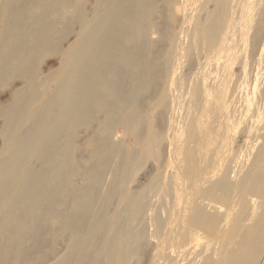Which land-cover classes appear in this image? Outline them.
I'll return each mask as SVG.
<instances>
[{
	"label": "bare ground",
	"instance_id": "obj_1",
	"mask_svg": "<svg viewBox=\"0 0 264 264\" xmlns=\"http://www.w3.org/2000/svg\"><path fill=\"white\" fill-rule=\"evenodd\" d=\"M15 1L0 0V59L4 56L15 58L24 46L22 40L25 26L19 23L21 17L18 12H13ZM125 1L127 0H99L96 10L100 18L90 20L85 12L84 0H61L59 9L65 15L64 26L55 28L50 19L56 10L51 8V4L44 0H23L26 6L31 5L29 11L35 15L41 34L37 32L39 35L36 34V45L25 50L24 56L17 59L13 71L5 65L6 61L4 64L1 61L0 80L7 81L13 74L29 77L36 66V61L33 62L36 55L61 52L58 39L65 31H70L73 20L79 22V31L73 43L62 52L63 67L55 76L59 86L64 82L69 85L67 90H60V97L69 102L61 109L58 118H52L45 128H40L33 122L30 125L32 128L18 134L17 130L22 129L19 126L24 121L16 123L17 107L9 106L4 109V124L8 132L17 128L9 136L5 157L15 155V142L19 141L25 147L16 155V165L9 168L4 177H0V264H21L24 259L31 258L33 251L31 248L26 250L27 239L32 240L35 250L41 249L40 237L43 231L41 234L38 224L44 218L56 224L61 223L64 233L71 241L68 254L55 264H94L88 259L92 257L95 260L100 253L97 240L106 239L102 236L103 221L109 210L110 197L115 191L123 192L127 165L137 158V150L142 148L152 154L157 135L161 134L158 132L159 128L154 129L149 123L144 132L145 143L141 144L145 125L141 122V128L127 130V134L134 139L136 148L124 151L117 136L113 135V126L116 123L126 126L132 118H136V114L145 111L141 107L144 94L159 87L161 74L165 77V82L157 90V103H161L169 94L176 95L173 101L177 108L172 107L175 110L168 120L164 117L159 120L165 130L164 141L168 143L173 159V171L163 180L166 197H169V214L166 216L162 211L165 215L162 212L161 215L166 216L164 219L158 211L154 217L158 257L169 250H177V253L189 248V253H194L205 238L201 236H223L224 227L221 228L220 225L225 219L224 215L217 208V211L213 208L210 212L208 207L211 208V203L206 202V198L226 206L230 210L227 216L233 214L235 218L234 225L228 232V244L240 232L243 227L241 222L247 216L251 198H246L243 202L242 194L264 196V171L252 168L253 163L264 159V142H261V139L264 141V127L263 134L257 127L260 122L264 123V60L258 70H255L252 62L253 47L259 43L258 40H264V27L257 19L264 7V0H259L257 8L254 7V0H184L180 5L178 0H166L170 15L180 10L184 16L178 30L168 27L165 29L163 37L168 39L169 50L163 56L160 55L162 52L159 46L148 40L150 17L156 11L155 0H133L134 7L130 10L124 7ZM21 12H24V8ZM103 19L107 22V28L99 33L102 25L100 21ZM121 26L124 28L122 35L118 34ZM14 27L18 28L17 35L7 45L5 29ZM203 46L206 52H202ZM198 51L203 53V57ZM187 54L191 63L197 66L192 83H187L184 75L182 78L180 76L181 80L175 78ZM132 56L130 62L125 59ZM200 57L204 59L202 63H199L202 61ZM162 58L165 66L163 73L158 68V61ZM189 61L186 62L190 63ZM120 62L123 64L122 71L116 67V63ZM105 69L108 76L105 75ZM185 94H189V97L181 100ZM136 107L139 110L134 109ZM91 109L100 113L102 119L97 120L93 116L95 113L91 115ZM33 117L31 112L26 121H32ZM91 126L96 127V135L90 141L91 144L87 145L90 146V158L76 161L72 155L76 149L77 129ZM67 128L70 129L66 135L67 142L59 153L56 150L59 148H56L59 140L55 143V139L61 133L64 135ZM238 132L246 135L245 142L261 143L258 144L259 147L256 146L262 147L258 152L254 148L257 154L254 153L255 158L251 156L253 161L250 153L245 150V155L243 152L246 143L241 145L242 150L240 146L238 150L233 149L234 135ZM240 156H246L245 160L250 158L252 162L244 171L239 162ZM32 161H45L44 164L50 162L49 172L42 178L44 188L35 186L38 175L43 173H36L33 165H29ZM80 174L84 178L83 185H74L72 188L73 178ZM64 177L67 184L64 185V180L61 185L59 182ZM112 182L116 187H110ZM53 194L56 200L53 199ZM69 196L72 197L74 209L65 220L60 221L59 216L49 213L48 209L55 205L54 201L57 205H62ZM78 196L82 198L79 199ZM199 197L203 199L199 201ZM119 210L120 208L116 209L114 218L118 217L116 215ZM261 216L257 226L261 235L258 238L246 237L253 252L237 258L232 264L257 262L256 258L258 260L264 241V212ZM206 249L210 250V247L207 246ZM219 254L212 252L202 264H217ZM112 255L107 264H127V248L120 237L113 242ZM137 264H143V261L140 259Z\"/></svg>",
	"mask_w": 264,
	"mask_h": 264
},
{
	"label": "rangeland",
	"instance_id": "obj_2",
	"mask_svg": "<svg viewBox=\"0 0 264 264\" xmlns=\"http://www.w3.org/2000/svg\"><path fill=\"white\" fill-rule=\"evenodd\" d=\"M33 1H39V0H33ZM47 1L48 2H46L44 0V2L51 4V8L53 10H56V11H54V15L50 19L51 25L55 28L56 27L60 28V27L64 26L65 15L64 14L62 15L61 10L59 9V5L61 4V0H47ZM84 1H85V4H84L85 5L84 6L85 12H86L88 19L98 20L100 17H98L96 8L98 6L99 0H84ZM183 1L184 0H178V4L179 5L181 3L183 4ZM19 2H21V3H19ZM22 2H23V0L22 1L21 0L15 1L14 5H13V12H15L16 14L18 12V16L21 17V19H19V21H20L19 23H21V24L23 23V25L25 26V27L23 26L25 28V30H24L25 35H24V38L22 40L23 41L22 43L24 46H22V50H20L18 52L17 56L15 57L16 59L12 56H10L9 58L7 56H6L7 58L4 56V57H1L2 60L0 59V64H1V61H3L2 64H4V62L6 61L5 65L8 68H11L12 71L14 70V66H15V63L17 62V59H21V57H23L24 54L26 53L27 49L36 45L35 44L37 42L36 34L40 33L39 26H38L39 24L37 23V21H35V19H36L35 15L33 13H30V11H29L31 5L27 3L28 4L27 5L28 7H27L25 2H23V5H22ZM155 3H156V11L150 17V24L148 26V27H150V28H148L150 30L147 31L148 40L151 42V44H155V45H157V47L159 46L160 51L162 52V53H160V55L163 56L169 50L168 49L169 48L168 39L163 37V33H164L165 29L168 27V28L173 29V30L174 29L178 30L180 28L182 21H183L184 15H183V12L180 10L175 11V12H173L172 15H170L168 12V8L166 6V0H155ZM254 3H255L254 7H256L259 4V0H254ZM133 5H134L133 0H127L124 2V7L126 9L130 10L131 7H134ZM20 7H22V8H20ZM23 8H24V12L20 13V11H22ZM263 8L261 11L259 10L260 12H259L257 19H258L259 24L264 27V9ZM22 19H23V22H22ZM170 19H172V20H170ZM75 21L76 20H73V23L71 24L72 26L70 27V31L66 29L67 31H65V33L62 36H60V38L61 37L62 38L58 39L57 43L58 44L61 43V44H59V48H60L61 52H59V53L52 52V53H48L49 55L47 54V55H43V56L36 55L33 59V62L36 61L37 64L35 63V65H36L35 69L31 74H29L30 75L29 77H27L28 75L25 77V75L21 76V74H13L11 76L12 79L10 78L7 81L0 80V177H4L7 173V170L16 165L18 152H20L25 147L24 144L17 141V142H15L16 144L14 145L15 155L5 157L6 156L5 150H6L7 145L9 144V136H10V134L14 133V131H16L17 128L10 129L9 130L10 133L8 132V129L4 124L5 123L4 122V109L6 107H9V106L10 107L12 106V108L17 107L18 115H17L16 123L24 121V123L23 124L21 123L19 126V127H22V129L20 128L19 130H17V132H18V134H20V133L22 134V133L26 132L24 130H28V129L32 128V126H30V125H32L33 122L37 123L38 127H40V128L47 127L50 124L52 118H56V119L58 118L59 113L61 112V109H63L69 102L66 98L64 100V99H62V97H60V90H63V91L67 90L69 88V85H67V83L64 82L62 85L59 86L55 81L56 80L55 76H56V73L59 70H61V68L63 67V65H62V52L66 51L67 48L69 47V45H71L73 43V41L76 39L77 33L79 31V22H77V21L75 22ZM101 22H102V25L100 27L99 33H103L107 28V25H106L107 22L104 19H103V21H100V24H101ZM25 23H27V24H25ZM12 29L11 28L5 29V34L8 37V39H7L8 41L6 42L7 45H9L10 42L15 39L17 32H18L17 27H14ZM148 29H146V30H148ZM122 31H124V28L121 26L118 34L122 35L124 33ZM261 41L258 40L259 43H257L253 47V50H254L253 53L254 54H253L252 62H253V65L255 67V70H258L260 68L261 63L264 60V40H261ZM166 42H167V44H166ZM162 44H164V46ZM185 44H186V41H185ZM202 48L204 49L205 46H203ZM202 48H200V50H203ZM204 51H205V49L202 52H204ZM202 52L201 51L199 52L201 57H203ZM201 53H202V55H201ZM260 53H261V55H260ZM261 56H262V58H261ZM201 57H200V60H202V61H200L199 63H202L204 61V59H201ZM129 58L130 57L125 58V59L127 61L129 60V62H130V60L133 58V56L130 59ZM185 58H186L185 62L190 60L188 54ZM162 61H163V58L160 59V61H158V66H159L158 68L163 73L165 66L162 63ZM185 62L182 65L180 72H178V74H176L175 78L181 80L182 76L184 75L187 83H192V81L194 80V75L196 74V68H195L196 65H193V63H191V60L189 61L191 64L186 62V65H185ZM116 65H117L116 67L119 69V71L123 70V64L121 62L119 64L116 63ZM121 68H122V70H121ZM66 71H68V70H66ZM105 71H106V74H105ZM105 71H104V74L106 76H108L107 69H105ZM180 76H181V78H180ZM164 79H165V77H163L161 74V77L159 78V82H158L159 87L154 88L153 91H151V92L149 91V92L144 94V98H143V101L141 104L143 106H141V107L142 108L144 107L145 111H143V112L140 111V113L138 115L136 114L135 115L136 118H132L130 120L131 123L129 122V124L126 126H124L123 124H119V123H116L113 126V130H112L113 135L115 137L117 136L116 138L118 139L119 144L121 143L120 147L124 151H130V150L134 149V147L136 148L135 141L130 135L127 134L128 133L127 130L128 129L132 130L133 128H136V127L141 128V126H140V125H142L141 122H144V124H145L143 127V133L147 131V129H148L147 125L150 123L149 125H151L152 128H154V129H155V127L159 128L158 132L161 134L157 135L158 137H157V140L155 142L154 151L152 154L150 152H147L146 150H143L142 148L137 150V152H138L137 158L134 160V162H130L127 165V174L123 180L124 181L123 192L119 193V192L115 191V194L110 197L111 202H110L109 210H108L107 214L105 215V218L103 221L104 229L102 232V236H105L104 238H106V239H104V240H106V241L104 243V240L102 238L97 240V244H99L98 246L100 247V253H98L95 260L92 259V257L88 259V261H92L94 264H107V262L110 261V259L113 256L112 255L113 242L118 237H120L125 248H127V259H128L127 264H137L140 259L143 261V264H183V263L187 264L188 262H189V264L191 262H195V264H202L203 261L207 257H209L212 254V252H214V251L220 253L217 257L218 258L217 264H232L234 262V260H236L237 258H243V257L247 256V254L253 252L252 245L247 243L246 237L251 236L252 238H256V237L258 238L262 233L257 228V226H258V224L261 220V217H262L261 213L264 212V196L259 197L255 194H253V195L252 194H246V193L242 194V198L244 197L243 202H244V199L247 198V200H248L249 198H251V199H249V207H248V211L251 207V209L249 211L250 213H248V211H247V214H246L247 216H244L245 220H243L241 222V226H243V227H241L242 229L236 235L235 238H231V241L228 244H226L227 238H229L228 232H229V230H231L232 226L234 225V219L235 218H234V216H232L233 214H230V216L229 215L227 216V214L230 213V210L226 206H222L221 204L215 203V202L211 201L209 198H206L205 201L211 203V208L208 207V210H210V212H212L213 210H211V209L214 208L216 210V208H217L218 211L220 210V212L224 215L223 218L226 219V220L224 219V221H222L223 223H221V225H220L221 228L224 227L223 236H217V237H211L210 236L208 238L206 236H201V237H205V238H203V241L200 243V245L198 246V248L195 250L194 253H189V248H187L186 251L181 252V250H182L181 249L177 253H175L177 250H169V251H167V253L162 255V257H161V255L158 257V254H156L158 244H157V240H156V236H155L157 233V227H156L155 222H154V217L158 213V211H160L159 215H161L162 211L165 212L166 216H168L167 214H169L168 213L169 212V197H166V195H167L165 193L166 188L163 187V180L167 176H169L173 171V168H172L173 159L169 153L168 143H166L164 141V135H165L164 131L165 130L163 129L164 127L162 128V126L160 125L159 120H161L162 117H164L165 119L167 118V120H168V118L171 117L172 112L175 110V109H172V107L175 108V106H176V103L174 105V101H173L176 99V95H170V94L167 95L165 97V99L162 100L161 103H159V104L157 103V95H158L157 90L164 85V82H165ZM29 81H31V82H29ZM45 81H46V84H45ZM51 86H52V88H51ZM16 91H17V94H16ZM146 96L148 97L149 100L147 99ZM188 97H189V94H185L184 98L181 100H186ZM153 98H154V100H153ZM14 102H16V103H14ZM35 103L37 104V106ZM19 108H20V110H19ZM38 108H39V111H38ZM176 108H177V106H176ZM134 109L139 110V108H137V107ZM2 111H3V114H2ZM91 111H92L91 115H93V113H95L93 116L95 118H97V120L102 119V115L100 116V113H98L92 109H91ZM164 111H165V113H164ZM31 112L34 116L32 121H26L27 120L26 117ZM162 113H163V115H162ZM37 114H38V116H37ZM263 116H264V113H263ZM259 124H257L258 125L257 127H258V129H260V132L262 130L261 133L263 134L262 128L264 127V123L260 122ZM156 125H158V126H156ZM4 126L6 129H4ZM95 128H96L95 126H91L88 128L85 127V128L77 129L76 138H75L76 139L75 140L76 149L73 151V155H72L73 159H75L76 161L80 160L81 158L86 159V160H88V158H90V154H91L90 146H87V145L91 144L90 141H92L93 137H95V135H96V130H94ZM161 128H162V130H161ZM69 130H70L69 128L65 129L64 135H62V133H61L55 139V143L57 142V139L59 140L58 143L56 144L57 146L55 145L56 148L59 147L56 149L59 153H61L63 151V148L67 142V136L66 135H67V131H69ZM240 130H242V128H240ZM144 135H146V133H144L142 135L143 139H141V144L145 143ZM7 136H8V138H7ZM60 136H61V138H60ZM246 138H247L246 135L241 134V133L239 134V132L236 135H234L235 142H233V149L235 150L237 148V150H238V149H240L241 145L244 146V144L246 143V146L244 147L245 149H243V152H245V150H246L247 153H250L251 154L250 155L251 161H253L254 159L252 160V157L255 158V154H257V152L262 148V147L258 148L259 147L258 144L261 145V143L259 141H257L256 144L255 143L250 144L248 142H245ZM261 142H264V141L261 139ZM243 146L241 147V150H242ZM256 146H258V147H256ZM254 148L256 149L257 152L254 150ZM246 152H245V155H247ZM234 154H236V152H234ZM253 154H254V156H253ZM234 157H236V156H234ZM245 158H246V156H242V157L240 156L239 162L241 164L242 171L248 169L251 165L250 164V162H251L250 158L247 161L245 160ZM6 161H8V162H6ZM31 163H33V164H31ZM44 163H45V161H40V162L32 161L29 164L30 166L33 165L32 167L34 170L36 169L35 170L36 173L40 174L41 171L43 173V175H41V174L38 175L37 183H35V186L39 187V188H44L42 178H44L49 172L50 162L47 161L46 164H44ZM248 164H249V166H248ZM256 166H257V168H256ZM5 168H6V170H4ZM171 168H172V170H171ZM252 168L253 169L255 168V170L264 171V159L261 160L260 162L253 163ZM188 169H189V166H188ZM231 176H234V174H232ZM55 179H57V178H55ZM62 181L65 182L64 185L67 184V179L65 177L63 178V180H61L59 182L61 185H63ZM38 182H39V184H38ZM83 183H84L83 176L81 174L76 175L73 178V182L71 183V187L72 188L75 187L74 185L82 186ZM113 185L116 187V185L113 184V182L110 185V187L113 188L114 187ZM71 195H72V197L74 196V194H71ZM72 197L69 196V198L66 200V202L64 201V203L62 205H57L58 203L56 201H54L55 205H51L48 209V212L59 216L58 219L60 221L65 220L66 216L70 215V213L74 209V207H73L74 203L72 201ZM55 198L56 197L53 194V199L56 200ZM78 198L81 199L82 197L78 196ZM202 199H203L202 197H199L198 200L200 201ZM250 201H252V202H250ZM164 202L166 203V205ZM163 204H164L165 208H164ZM53 206H54V208H53ZM50 208L53 209V212L52 211L50 212V210H51ZM117 208H120L118 214L116 215L118 217L114 218V216H115L114 213H115ZM162 208H164V210H161ZM164 212H162V214ZM259 213H260V215H259ZM165 214H163V215H165ZM163 215H161V216H162V218L165 219L166 216L163 217ZM59 226H61V223L56 224V222L54 223L52 220H49L46 218L41 220V222L38 224V227L39 228L41 227V234L43 231V234L40 237L41 249L35 250L33 248L34 245H33L32 240L27 239L26 243H25V246L27 248L26 250L28 251L31 248V250L33 251V254H32L31 258L24 259L21 264H55L56 261L65 257L70 250L71 241L67 237V234L64 233L65 230L62 228V226L61 227H59ZM45 230H48V231H45ZM100 240H101V242H100ZM49 241H50V243H49ZM223 244H225V245L223 246ZM206 245L210 247V250L206 249V247H207ZM260 248H261L260 249L261 251L260 250L259 251L261 253L258 254V260L256 258L257 262H255V264H264V241H263ZM134 249H136V250H134ZM218 249H219V251H218ZM143 250H144V253L142 252ZM220 250H222L224 252H222ZM199 252L200 253L204 252V253L200 254ZM186 254H188V256H186ZM91 256H94V255L91 254ZM180 261H181V263H180Z\"/></svg>",
	"mask_w": 264,
	"mask_h": 264
}]
</instances>
